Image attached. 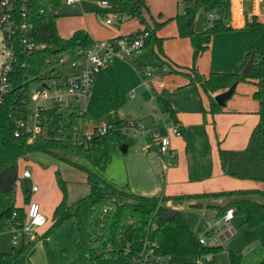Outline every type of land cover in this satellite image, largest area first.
<instances>
[{"label":"trees","instance_id":"obj_1","mask_svg":"<svg viewBox=\"0 0 264 264\" xmlns=\"http://www.w3.org/2000/svg\"><path fill=\"white\" fill-rule=\"evenodd\" d=\"M129 1L132 6L126 14L138 19L143 27L119 37L142 36L143 51L153 53L169 66L171 72L185 76L189 85L201 86L207 94L227 90L234 83L252 82L256 85L253 97L259 102V121L250 135L248 145L242 150L220 148L219 158L225 175L264 183V20L253 16L246 20L243 27L250 31L254 39L247 56L248 61L255 53L251 74L211 71L204 75L198 69L200 56L210 47L216 34L235 29L232 25V0H182L181 10L174 17L155 21L153 25L143 17V9L148 8L146 0ZM31 2L30 15L34 23L35 41L40 47L32 52L21 53L18 44H14L16 61L12 74L13 85L8 101L0 106V233L8 231L12 226L19 227L24 220V209L16 205V161L28 154L42 153L78 168L86 175L88 192L69 205L67 182L60 172H55L61 199L53 210L51 227L71 217L75 219L77 240L72 264H103L115 255L122 256L125 248L138 250L146 237L158 242L160 254L183 257L184 264H197L206 255H211V259L204 264H218L216 255L224 247L202 245L183 212L167 206L165 202L171 199L183 201L210 196H239L240 198L231 200L221 210L219 208L218 214L221 215L228 207L233 206L237 214L244 217V223L255 228L264 224V202L245 195H264V190L235 189L162 197L140 195L118 188L106 180L102 173L109 166L114 152L123 143L128 147L134 143L135 138L123 131L127 119L109 120L106 124L107 132L102 135L93 134L85 145L79 136L78 127L83 112L77 101L62 108H46L42 130L32 140H28L26 136L13 135L14 117L11 109L16 107L24 113L27 108L26 101L22 104L20 97H17L19 88L26 90L29 83L52 76L58 71L60 58L79 55L94 43L84 29L75 30L68 40L58 34L56 20L59 15H55L53 10L61 4V0ZM200 13L205 15L204 30L196 32L195 24ZM211 13L214 14L213 19H209ZM172 20L177 23L179 36L191 41V66H179L166 56L164 38L158 32ZM104 71L108 89L105 95L94 100L93 105L99 113L107 115L120 107V94L113 67L107 66ZM158 101L163 111L169 114L170 120L178 123V111L172 102L164 96H159ZM201 111L216 114L223 111V106L212 100L209 110L202 106ZM77 159L85 160L89 166L81 165ZM30 196V191L27 190V202ZM47 232L45 230L40 238L44 245H47ZM33 251L34 242L31 241L18 247L12 246L9 251L0 253V264H28ZM48 255L52 260L51 255ZM229 255L232 264L241 263L242 256L233 250H229ZM256 264H264V260Z\"/></svg>","mask_w":264,"mask_h":264},{"label":"crops","instance_id":"obj_2","mask_svg":"<svg viewBox=\"0 0 264 264\" xmlns=\"http://www.w3.org/2000/svg\"><path fill=\"white\" fill-rule=\"evenodd\" d=\"M173 1L174 0H170L169 3L167 2L156 7L151 4L149 0H146L148 8L143 9V17H145L150 24H152L150 16L152 19H159L156 11H161L160 13L163 15L162 20L174 17L181 10L180 5L182 0H177V9L173 7ZM86 4L90 9L91 6L95 5L91 0H85L82 3L83 13L72 14L80 15L84 20L86 16H91L90 13L92 12L88 10ZM131 6L125 7V10L127 11ZM113 11L119 15L124 13L117 8H113ZM232 15V25L235 29L229 32L216 34L213 37L210 47L204 51L198 60V69L204 75H208L211 71L242 73L247 63L248 53L251 51L254 41L250 31L243 27L246 20L252 19L253 16H257L260 20H264V0H232ZM134 19L135 18H132V20ZM85 23L84 25L86 28L80 29L86 30L95 41L92 36L93 30L91 25L88 24L87 21ZM118 24L119 23L107 25L104 23L106 27L114 28L113 31H111L112 35L108 34L107 38L125 35L126 33H131L143 27V24L138 22L137 19L133 21V24L128 27L125 26V28H116ZM158 34L164 38V50L166 56L170 60L182 67H188L192 64L193 48L191 41L187 37L179 36L176 21L172 20L168 22L159 30ZM145 54L146 53H143L137 57L135 62L140 61ZM111 66L113 67L119 90V79L116 74V69L113 64ZM140 66L146 67V64H140ZM100 72L97 74L96 81L87 98L90 97L92 91H96L97 93L95 99L105 95L107 92L108 88L105 71L103 70L101 73ZM175 79L176 80L172 83L173 86L178 84V87L186 88L184 90H189L188 92H192L191 94L194 96V99H198V101H186L183 103V101H178L173 96L169 95V98L165 97L172 102L173 106L178 111V124L183 131L182 136L172 137L173 147L175 143L181 144L180 155L176 151L177 155L175 161L177 160L178 163L176 164L174 162L175 164L173 166L166 167L165 161L159 153L157 141L147 139L149 140L146 142L147 144L141 145L146 146L145 150H142L139 155L133 157V160H126L125 157L121 155L126 154L130 146L126 147L125 152H122L118 148L112 157L115 167L111 169V167L108 166L109 169H107L108 167L106 168L103 172V177L115 184L118 188H125L130 192L145 196L165 195L172 197L182 194L218 192L235 189L264 190V183L262 182L241 180L225 175L222 171L219 158L220 148L242 150L248 145L250 135L259 121V102L253 97V93L257 89L256 85L252 82L238 83L234 94L223 106V111L212 114L210 112L203 113L200 111L201 107L203 106L206 110H209L211 101H215V96L224 90L207 94L201 86L195 87L194 85H189L188 79L185 76L183 78L176 77ZM98 87H100V90ZM199 91H201L202 94ZM127 95L129 96L128 93ZM79 101H77L78 107L84 114V109L80 106ZM161 112L162 116H164L165 112L163 111L162 105ZM192 114L195 116L194 119L189 117ZM96 127L97 126H92L91 130ZM78 128L80 133H86L82 132L80 124ZM140 140L146 141L145 139ZM196 141H198L199 144V151L202 152V159L194 163L191 161V157L192 153H195L193 150L196 151V145L193 146V143H196ZM137 175H140L139 181L134 180ZM163 179L165 186L163 192L160 193V188L157 185L158 182ZM222 198L224 197H218L213 201H210L209 198L193 199L189 200V204L192 207H198L193 205L199 204L208 205L214 208L215 214L218 215L219 211L216 206L222 204ZM169 201L171 202L170 207L176 209L181 208L179 204H176V201L172 199ZM229 201H231L230 198ZM201 227H199V229Z\"/></svg>","mask_w":264,"mask_h":264},{"label":"rangeland","instance_id":"obj_3","mask_svg":"<svg viewBox=\"0 0 264 264\" xmlns=\"http://www.w3.org/2000/svg\"><path fill=\"white\" fill-rule=\"evenodd\" d=\"M108 1L112 4L113 8H117L124 12L121 15L122 22L120 21L116 28L119 27L121 29L125 28V26L128 27L133 24V21L136 18L132 20V18H129L125 12V7L131 6L132 4L129 0ZM149 1L151 4L158 7L167 2L169 3L170 0ZM181 6L182 5H180V8ZM173 7L177 9V0L173 1ZM88 10L92 13H90L91 16H86L85 20L82 16L77 14L59 16L56 20L58 34L64 40H68L75 30L86 28L84 24H86L85 22L87 21V23L91 25L93 30L92 36L95 41H103L113 38V36L107 38L108 34L112 35L111 31H113L114 28L106 27L104 25L103 18L98 12V6L95 4L94 6H91V9L88 7ZM160 12L161 11H156L159 19H152L150 16L152 25L155 21L162 20L163 15ZM125 21L128 24H126ZM137 21L140 22L138 19ZM2 37L3 36L0 31V70L2 65L7 61L9 53L8 49H6L3 45ZM143 53L146 54L143 55L138 62L122 58H116L112 62L119 79L118 82L121 96L120 107L117 110H114L107 115L98 113L93 107V102L97 94L96 91H92L90 97L86 100L80 99L79 104L82 109H84V114L81 116L79 124L82 132H86L83 134L91 133L92 126H97L96 128L103 127L107 124L108 120L115 121L119 118L127 120L154 118L158 120L162 117L161 104L158 102L159 96L168 97L170 95L178 101H183V103L186 101H198L197 98L194 99V96L191 94L192 92L184 90L186 88L178 87V84L176 86L172 85V83L176 80V77L183 78V75L171 72L169 66L159 60L153 53L142 50L141 54ZM69 64L70 60L68 59L64 62V64H58L57 70L62 72L64 75L70 74L72 69ZM140 64H146V68L151 73L150 76H145V73L139 69ZM102 71L103 70H101V72ZM255 72L256 70H254V73ZM96 78L97 75L95 76V81ZM32 86H35V84L33 83ZM98 89L100 90V87H98ZM129 92H132L133 95L128 96L127 93L129 94ZM199 92L202 94L201 91ZM42 105L48 106V103L45 102L42 103ZM189 117L194 119L195 116L192 114ZM160 133L163 135L165 134V131L162 129L160 130ZM145 140L146 141L136 138L134 143L130 146L128 152L126 154H121L122 157H125L126 160H133V157H136L142 152V150H145L146 146H141L149 141L147 139ZM196 143H193V146L196 145V151L193 150L195 153H192L191 157V161L194 163H196L197 160L202 159V152L199 151L198 141H196ZM174 147L180 155L181 144L175 143ZM77 161L81 165H85L87 167L89 166L88 162L85 160L77 159ZM174 162L176 164L178 163L177 160ZM109 166L111 169L112 167H115L114 162H110ZM15 167L17 170L16 205L22 207L23 209L27 208V201L25 200L26 191L29 190L33 184H36L39 190L32 193L29 200L36 202L41 206L43 214L47 219L46 225L40 229L41 231H39V235L30 240L31 242H34V251L28 264H72L75 257V243L77 240L75 219L71 217L61 224L51 227L53 223V210L61 199V192L56 182L55 172H60L62 178L67 182V202L69 205L88 192V184L85 173L78 168L69 166L54 157L42 153L28 154L24 158L18 159L15 163ZM25 168L29 169L31 178L22 177V171ZM107 169H109V167ZM102 175H104V173H102ZM139 176L140 175H137L135 176V179L134 177L133 179L139 181ZM157 186L160 188V193L163 192L165 186L164 179L159 181ZM161 196L163 197L164 195ZM245 197L264 202V195L261 194L251 193L245 195ZM207 198H209L210 201L216 199L213 196ZM229 198L231 200H235L240 197L225 196L222 198V204L216 206L218 211L219 208L221 210V208H224L229 204ZM165 204L167 206H171V202L169 200L165 202ZM176 204H179L181 211L196 234L198 233L199 227L204 225L206 218H217L214 211L215 209L209 207L208 205L199 204L198 207H192L189 204V200H183L180 202L176 201ZM233 223L237 227L238 233L235 237L225 242L224 249L216 255L217 263L232 264L229 250H233L237 255L242 256L240 264H256L257 262L264 260V224L251 228L244 223V217L238 214L233 220ZM45 230H48L46 233L47 245H44L42 239H40L41 236L44 235ZM12 246L10 232L6 231L0 233V253L9 251ZM48 254L51 255L52 260H50ZM167 262L184 264L185 259L183 257L172 256L170 259H167Z\"/></svg>","mask_w":264,"mask_h":264},{"label":"built area","instance_id":"obj_4","mask_svg":"<svg viewBox=\"0 0 264 264\" xmlns=\"http://www.w3.org/2000/svg\"><path fill=\"white\" fill-rule=\"evenodd\" d=\"M85 0H61V4L53 10L55 15L63 16L72 13H83L82 3ZM98 6V12L107 25L119 23L122 16L114 13L112 4L108 0H91ZM31 0H0V31L2 42L9 53L7 61L0 70V106L8 101L13 85L12 74L14 72V44H18L19 51L32 52L40 46L35 41L34 23L31 19ZM214 14H209V19H213ZM143 38L115 36L113 38L94 41L91 47L74 57H62L58 64H64L70 60L72 72L63 74L55 72L52 76L44 78L38 82L29 83L28 89L19 88L17 97L21 103H27L24 113L20 109L13 107L11 115L14 117L13 135L16 137L26 136L32 140L41 130L44 124V110L48 107L57 106L59 108L68 106L73 101H79L89 96L91 88L95 82V76L110 66L114 59L122 58L126 60H136L142 53ZM139 69L150 76V71L145 66ZM35 86H32V84ZM133 93L129 92V96ZM48 103V106L42 103ZM19 115V116H18ZM18 116V117H16ZM165 134H161L160 130ZM123 131L133 138L153 139L157 141L160 155L165 161L166 167L174 165L176 159V149L172 144L173 136H182L181 126L170 120L169 114L160 119L126 120ZM107 132V126L93 129L91 133L83 134L79 132L81 142L87 145L93 134L102 135ZM83 135V136H82ZM23 178H31L28 168L22 171ZM39 190L33 184L29 191L30 195ZM15 215V213H14ZM237 215L235 207H228L224 213L217 215L216 219L206 218L204 225L198 230L197 237L202 245L208 247H224L225 242L238 233V229L233 223ZM47 219L43 214L41 206L33 201L27 202L24 209L23 223L17 227L12 226L8 232L11 234V241L14 247L36 238L39 231L46 225ZM159 246L156 240L149 237L143 238L142 245L138 250L125 248L122 256L115 255L111 260L103 264H176L167 262L170 255L159 253ZM211 259V255H206L197 264H204Z\"/></svg>","mask_w":264,"mask_h":264},{"label":"water","instance_id":"obj_5","mask_svg":"<svg viewBox=\"0 0 264 264\" xmlns=\"http://www.w3.org/2000/svg\"><path fill=\"white\" fill-rule=\"evenodd\" d=\"M204 22H205V15L203 13H200L198 18H197V20H196V24H195L196 32H202L204 30ZM254 59H255V53H253L251 55L250 59L247 61L246 65H245V67H244V69L242 71V73L244 75H249L253 71V69H254ZM236 86H237V83H234L229 89L218 93L215 96V102L218 103L221 106H224L226 104L227 100H229L232 97V95L234 94V92L236 90ZM126 147H127V145L123 143L119 147V149L122 152H125L126 151Z\"/></svg>","mask_w":264,"mask_h":264}]
</instances>
